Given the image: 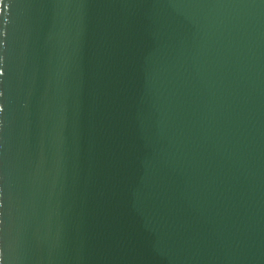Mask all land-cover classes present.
I'll use <instances>...</instances> for the list:
<instances>
[{
	"label": "water",
	"instance_id": "obj_1",
	"mask_svg": "<svg viewBox=\"0 0 264 264\" xmlns=\"http://www.w3.org/2000/svg\"><path fill=\"white\" fill-rule=\"evenodd\" d=\"M0 264H264V0H0Z\"/></svg>",
	"mask_w": 264,
	"mask_h": 264
}]
</instances>
